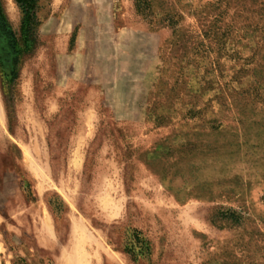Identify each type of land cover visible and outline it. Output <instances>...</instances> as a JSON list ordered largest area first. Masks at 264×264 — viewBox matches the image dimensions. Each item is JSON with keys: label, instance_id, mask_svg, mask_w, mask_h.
Masks as SVG:
<instances>
[{"label": "rangeland", "instance_id": "1", "mask_svg": "<svg viewBox=\"0 0 264 264\" xmlns=\"http://www.w3.org/2000/svg\"><path fill=\"white\" fill-rule=\"evenodd\" d=\"M0 16V264H264V0Z\"/></svg>", "mask_w": 264, "mask_h": 264}, {"label": "trees", "instance_id": "2", "mask_svg": "<svg viewBox=\"0 0 264 264\" xmlns=\"http://www.w3.org/2000/svg\"><path fill=\"white\" fill-rule=\"evenodd\" d=\"M21 11H22V26H21V36L22 38L19 40L17 36L14 34H9L7 32V37H10V44L15 48L14 53H17V45L22 44L25 53H29L33 51L38 42V33L39 28L41 26V22L37 16L38 9V0H16ZM2 18V16H0ZM0 18V24H2V19ZM4 27V25H2ZM17 58H19L21 53H17ZM17 79V74H13L11 82H14ZM226 219L232 220L234 222L239 223L240 217H238L235 212H231Z\"/></svg>", "mask_w": 264, "mask_h": 264}]
</instances>
